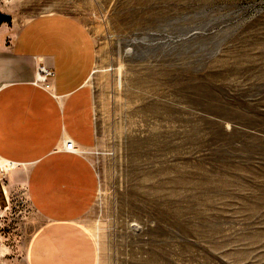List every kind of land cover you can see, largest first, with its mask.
Listing matches in <instances>:
<instances>
[{
	"label": "rangeland",
	"instance_id": "374dc122",
	"mask_svg": "<svg viewBox=\"0 0 264 264\" xmlns=\"http://www.w3.org/2000/svg\"><path fill=\"white\" fill-rule=\"evenodd\" d=\"M5 1L1 43L51 11L94 37L99 264H264V0ZM0 162V264H26L42 217Z\"/></svg>",
	"mask_w": 264,
	"mask_h": 264
},
{
	"label": "crops",
	"instance_id": "0c3cea01",
	"mask_svg": "<svg viewBox=\"0 0 264 264\" xmlns=\"http://www.w3.org/2000/svg\"><path fill=\"white\" fill-rule=\"evenodd\" d=\"M0 42V158L26 168L28 200L42 217L26 264H99L82 221L100 177L86 154L97 141L90 85L97 47L86 24L65 12L33 16ZM39 65L54 71L35 82ZM66 139L76 151L64 150Z\"/></svg>",
	"mask_w": 264,
	"mask_h": 264
},
{
	"label": "built area",
	"instance_id": "2783aa9c",
	"mask_svg": "<svg viewBox=\"0 0 264 264\" xmlns=\"http://www.w3.org/2000/svg\"><path fill=\"white\" fill-rule=\"evenodd\" d=\"M54 74L53 69L51 68H47L44 65H39L37 68V73L35 76V82H39V83H43L45 82L47 79H49V77H52ZM64 150H69V151H76V145L75 143L71 140V139H66L65 140V144L63 146Z\"/></svg>",
	"mask_w": 264,
	"mask_h": 264
},
{
	"label": "trees",
	"instance_id": "16d2710c",
	"mask_svg": "<svg viewBox=\"0 0 264 264\" xmlns=\"http://www.w3.org/2000/svg\"><path fill=\"white\" fill-rule=\"evenodd\" d=\"M9 19H8V17H6V16H1L0 17V24L3 22V21H8Z\"/></svg>",
	"mask_w": 264,
	"mask_h": 264
},
{
	"label": "bare ground",
	"instance_id": "6f19581e",
	"mask_svg": "<svg viewBox=\"0 0 264 264\" xmlns=\"http://www.w3.org/2000/svg\"><path fill=\"white\" fill-rule=\"evenodd\" d=\"M6 1H7V0H6ZM6 1H5V2H6ZM10 1H11V0H10ZM6 162H7V161H6ZM0 167H1L2 169H3V167H4V166H3V163H1V162H0ZM22 185L25 186V183H22Z\"/></svg>",
	"mask_w": 264,
	"mask_h": 264
}]
</instances>
